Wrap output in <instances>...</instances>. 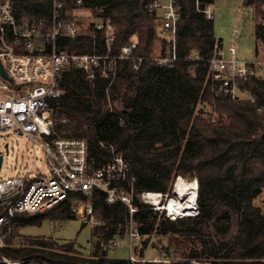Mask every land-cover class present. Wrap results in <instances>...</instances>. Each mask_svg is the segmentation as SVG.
Returning a JSON list of instances; mask_svg holds the SVG:
<instances>
[{
    "label": "trees",
    "instance_id": "obj_1",
    "mask_svg": "<svg viewBox=\"0 0 264 264\" xmlns=\"http://www.w3.org/2000/svg\"><path fill=\"white\" fill-rule=\"evenodd\" d=\"M152 1L82 0L81 5L75 0L65 2L62 20L73 22L79 9L89 10L90 18L75 37L63 35L60 48L104 52L106 31L93 27L95 18L111 22L113 53L135 39L132 55L136 58L116 60L106 75L97 71L93 79L74 64L68 65L60 81L62 94L52 101L53 130L59 136L86 139L89 157L96 166L114 153L120 154L135 178L137 192L171 194L174 177L196 178L198 213L171 220L134 196L137 209L132 219L141 236L132 249L136 258L132 262L129 254H108L114 241L127 237V206L119 201L108 203L100 191H94L90 200L83 192H71L42 211L17 214L11 222L10 235L0 245V260L6 257L21 261L18 264H191V260L210 253L217 258L215 264H264V78L256 74L253 66L255 72L244 81L254 102L233 100L216 92L208 75V60L215 45L222 41L215 36L213 18L202 12L213 0H174L178 14L177 59L165 67L153 63L151 57L157 52L165 53L171 43L169 31L161 28L162 12L147 7ZM11 2L19 22L51 20V0ZM245 3L253 8V35L264 46V0ZM193 53L197 59L190 58ZM108 98L118 99L121 109L100 112L98 106ZM56 117L61 118L57 121ZM90 117L95 118L87 137L77 134L80 126L70 121ZM88 201L94 217L93 221L82 220V226L91 223L88 250L76 246L73 240L20 232L22 227L41 223L46 217L76 218L73 208ZM212 201L223 206L215 214L216 221H223L217 226L220 231L228 230L232 213L239 215V222L230 242L220 241L209 248L205 240L197 245L191 235L201 234L195 226L209 216ZM188 220L193 227L179 232L177 225ZM176 233L183 235L182 241ZM153 236L164 237L167 242L149 243ZM184 240L193 242L185 244ZM152 248H156L158 256L146 257Z\"/></svg>",
    "mask_w": 264,
    "mask_h": 264
},
{
    "label": "built area",
    "instance_id": "obj_2",
    "mask_svg": "<svg viewBox=\"0 0 264 264\" xmlns=\"http://www.w3.org/2000/svg\"><path fill=\"white\" fill-rule=\"evenodd\" d=\"M52 16L49 23L40 20L37 23L17 21L11 0H0V133L13 129L20 135L31 139L33 149H39L44 159V169L39 166H25L22 171L0 175V245L10 235L11 222L19 213L42 211L61 201L71 192H83L88 200L94 191L104 194L108 203L122 202L128 208L126 246L129 259L136 258L132 249L141 234L135 227L132 213L137 209L133 197L163 212L174 220L184 217L172 213L168 201L172 193L141 190L136 191L134 176L129 174L128 164L120 154H113L100 166L89 157L87 140L82 137H63L53 130V99L62 94L60 81L63 70L70 64L81 69L88 79H93L97 71L106 75L113 69L116 60L135 59L132 50L136 40L131 39L122 45L118 52H112V24L100 19L93 21L95 29L106 31L104 52H73L59 47L63 35L73 38L81 31L78 20L73 22L61 19V11L67 0H51ZM77 5L82 0H75ZM150 11H162L161 28L169 31L171 48L165 53L151 57L159 66H169L177 59L175 52V28L178 19L174 0L161 3L154 0L147 4ZM202 12L207 18L212 17L210 5ZM264 23V19H263ZM236 30H234L235 32ZM190 58L197 59L193 53ZM138 60L141 57L137 58ZM212 82L216 92L233 100L254 102L244 81L254 71L253 62L241 60L236 55L234 45L224 48L216 44L208 60ZM137 68V65H134ZM262 111V107H257ZM113 152V149H111ZM35 156L33 160H35ZM2 170V164L0 171ZM167 197L163 202V198ZM175 197V194H174ZM80 218L93 221L91 203H81L73 208ZM198 213V206L191 216ZM113 244H118L114 241ZM156 260V259H154ZM0 261L7 264H18L21 261L2 257ZM191 264H215L213 259L201 258L191 260Z\"/></svg>",
    "mask_w": 264,
    "mask_h": 264
},
{
    "label": "rangeland",
    "instance_id": "obj_3",
    "mask_svg": "<svg viewBox=\"0 0 264 264\" xmlns=\"http://www.w3.org/2000/svg\"><path fill=\"white\" fill-rule=\"evenodd\" d=\"M161 3H165L167 0H160ZM212 11V18L214 22V33L217 38H221L222 45L225 47L234 45L236 55L241 60L252 61L255 67L256 74L264 78V46L258 43L253 35V8L250 4H246L245 0H213L210 4ZM161 12L162 10L159 9ZM75 19L78 20L81 29H85V23H88L90 18V12L87 9H79L75 11ZM234 30H236L234 32ZM257 49V50H256ZM159 53V52H157ZM209 108V107H206ZM100 112L106 110H120L121 105L118 99L108 98V101L101 103L98 106ZM59 116V115H58ZM61 118V117H59ZM56 117L57 121L60 119ZM81 118L79 121H70V124L80 126L77 128V134H84L87 137L90 128L92 127L93 119ZM54 122V121H53ZM62 122V121H60ZM67 122V121H66ZM69 133V132H68ZM7 143L8 152L5 153L4 144ZM0 152L4 153L2 161V170L0 175L4 176L12 174L14 171H22L25 166H39L44 169V159L39 149H33L31 145L30 137L26 135H20L13 129H7L6 132L0 133ZM34 156L36 157L33 160ZM181 177L185 180L191 181L196 178H186L181 175L174 177L173 188L177 179ZM174 197V194L171 195ZM196 203L198 206V183H197V195ZM167 197L163 198L165 202ZM186 199V198H185ZM81 204V203H80ZM77 204V206H80ZM223 208L220 202L212 201L209 204V216H207L203 222L196 225L200 231V235H191L194 238L197 245L201 240H205L209 248H213L220 241L230 242L237 233L239 215L232 213L229 228L227 231H220L217 226H221L223 221H216L215 214ZM193 212L191 214L194 213ZM199 210V209H198ZM76 212V211H75ZM194 216V215H193ZM191 216H184V218ZM82 220L86 221L85 218H80V215L76 212V218H44L41 223L27 225L20 229L21 233L29 235H43L49 236L59 241L73 240L75 245L83 250H88V238L90 236L91 223L87 222L82 226ZM186 227H193L191 220L187 223L177 225V230L182 232ZM176 238L181 240L183 238L181 233H176ZM126 239L118 241L113 248L108 251V254L112 257H128L129 250L126 246ZM167 242L166 238L159 239L152 237L149 239V243ZM182 241V240H181ZM193 241L184 240L185 244H191ZM151 248V247H150ZM156 248H152L146 252V257H157ZM206 258L217 260L213 254L207 253Z\"/></svg>",
    "mask_w": 264,
    "mask_h": 264
},
{
    "label": "bare ground",
    "instance_id": "obj_4",
    "mask_svg": "<svg viewBox=\"0 0 264 264\" xmlns=\"http://www.w3.org/2000/svg\"><path fill=\"white\" fill-rule=\"evenodd\" d=\"M174 194L175 197H171L168 201V208L174 214L191 216L193 209L196 208V181H188L179 177L174 186Z\"/></svg>",
    "mask_w": 264,
    "mask_h": 264
},
{
    "label": "water",
    "instance_id": "obj_5",
    "mask_svg": "<svg viewBox=\"0 0 264 264\" xmlns=\"http://www.w3.org/2000/svg\"><path fill=\"white\" fill-rule=\"evenodd\" d=\"M0 71L3 74L1 65H0ZM4 149H5V153H7L8 152L7 143L4 144ZM3 156H4V153L0 152V167H1V164H2V161H3Z\"/></svg>",
    "mask_w": 264,
    "mask_h": 264
}]
</instances>
